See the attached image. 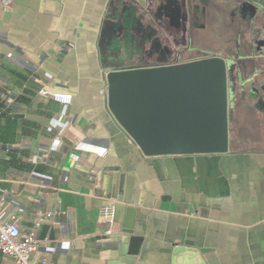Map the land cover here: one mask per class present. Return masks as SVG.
I'll return each instance as SVG.
<instances>
[{
	"label": "crops",
	"instance_id": "crops-1",
	"mask_svg": "<svg viewBox=\"0 0 264 264\" xmlns=\"http://www.w3.org/2000/svg\"><path fill=\"white\" fill-rule=\"evenodd\" d=\"M217 42L232 58L229 151L146 156L108 107V70ZM12 213L23 234L52 214L36 264H264V0H0V218Z\"/></svg>",
	"mask_w": 264,
	"mask_h": 264
},
{
	"label": "water",
	"instance_id": "water-1",
	"mask_svg": "<svg viewBox=\"0 0 264 264\" xmlns=\"http://www.w3.org/2000/svg\"><path fill=\"white\" fill-rule=\"evenodd\" d=\"M231 61L213 55L108 70V107L146 156L226 153Z\"/></svg>",
	"mask_w": 264,
	"mask_h": 264
},
{
	"label": "built area",
	"instance_id": "built-area-1",
	"mask_svg": "<svg viewBox=\"0 0 264 264\" xmlns=\"http://www.w3.org/2000/svg\"><path fill=\"white\" fill-rule=\"evenodd\" d=\"M41 93L50 94L54 99L63 103H70L73 98L69 93H49L47 90H42ZM75 158L79 159V156L76 155ZM51 215V213H47L39 217L35 223V228L26 234L21 231L16 213H12L7 220L0 218V252L13 257L19 264H36L33 260V254L39 249L42 241L37 235V229L43 224L45 218ZM114 215V203H108L103 207L102 218L109 225L106 234L113 233ZM37 264L50 263L47 258H43Z\"/></svg>",
	"mask_w": 264,
	"mask_h": 264
},
{
	"label": "flooded vegetation",
	"instance_id": "flooded-vegetation-1",
	"mask_svg": "<svg viewBox=\"0 0 264 264\" xmlns=\"http://www.w3.org/2000/svg\"><path fill=\"white\" fill-rule=\"evenodd\" d=\"M194 49L199 50V49H201V47L191 46L188 49L182 50V51H173V52L162 51V52H158V53H149L146 55V56H148L147 57L148 59L142 61V63L140 65L130 66L127 68L163 66V65H171V64H176V63L200 59V57L197 58L193 54L190 53V51L194 50ZM213 55H219V54H216L213 52V53H211L210 56H213ZM149 57H151V58H149Z\"/></svg>",
	"mask_w": 264,
	"mask_h": 264
},
{
	"label": "rangeland",
	"instance_id": "rangeland-1",
	"mask_svg": "<svg viewBox=\"0 0 264 264\" xmlns=\"http://www.w3.org/2000/svg\"><path fill=\"white\" fill-rule=\"evenodd\" d=\"M213 37V36H211ZM209 37V39L211 38ZM207 42V40H206ZM220 43V42H219ZM219 43L217 42L215 46L214 44L213 45H205V46H202L201 49L197 50V49H194V50H191L190 53L193 54L195 57L199 58H206V57H209L211 55V53H213L214 51L216 50H219L220 47H219ZM211 52V53H210ZM215 53V52H214ZM205 56V57H204ZM148 56H144L140 59V61H144L147 58ZM151 58V57H149Z\"/></svg>",
	"mask_w": 264,
	"mask_h": 264
}]
</instances>
